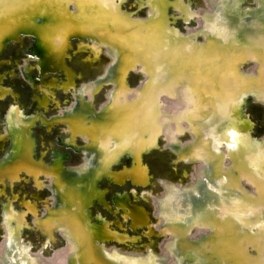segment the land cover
Returning <instances> with one entry per match:
<instances>
[{"label": "bare ground", "instance_id": "obj_1", "mask_svg": "<svg viewBox=\"0 0 264 264\" xmlns=\"http://www.w3.org/2000/svg\"><path fill=\"white\" fill-rule=\"evenodd\" d=\"M74 1V5H71L75 8L72 10L71 5L69 8V0H0V55L10 40L15 41L20 38V35L29 34L33 37L29 52L31 56L39 55L38 73L43 75L50 69L57 72L64 69L65 72L67 71L62 50L66 42L64 39H58L60 41L56 42L51 39L53 35L61 31H65L64 35L69 33L68 37L70 35L96 37L101 43L113 47L114 61L117 66L122 60L135 61L142 59L151 50H159L165 46H160L163 39L169 51L158 55L155 64H148L149 69L154 70V75H157L158 71L157 76H162V79L151 84H146L144 80L140 82L139 88L129 90L122 82L121 74L124 71L120 70L119 74H115L110 66L106 69L104 76L100 75L96 81L92 80L91 84L85 82L86 85L75 92L74 104L60 115H54L51 118L41 115L40 112L29 115L15 108L16 106L12 107L8 113L6 112L4 124L7 130L4 135H0V149L4 147L3 156L0 158V182L10 180L12 184L23 171L30 177L41 176V178L49 179L54 195L53 207L49 208L36 222L50 237L57 228H61V232L73 233L74 240L79 245L76 254L65 264H89L87 257L96 256L98 253L96 243L117 244V242L124 243L135 239L132 235L118 232L116 227L111 228L110 222L106 223L102 218H97V223L91 220L92 216L88 213L94 202L98 201L111 212L128 213L126 215L131 217L129 225L133 230L146 222L147 214L145 215L144 208L140 204L132 205L129 202V198H133L134 194L137 199L136 191L132 192L133 195L129 191L124 194L116 192L111 197L115 207H110L105 197L108 190L104 188V181L109 180L117 184L118 187H115L117 190L121 188L120 186H127L128 180L134 184L146 186L150 178L146 179L147 171L141 160L143 154L150 149V143L155 140L149 136L155 132H163L168 146L176 153L175 158L178 163L197 164L202 170L207 168L206 174L196 177L191 185L188 184L190 187L163 182L167 195L166 198L164 196L158 199L160 204L157 210H164V207L166 211L163 214L172 215L173 220L169 226L173 230L182 227L183 217L188 218L190 216H187L188 213H194L204 223L213 222L215 225L216 221L212 217V207L215 202L225 205L224 211L227 208L230 209L229 213L225 211L228 214L222 213L225 215L220 219L222 225L220 235L224 240H220L218 255L214 256L213 253L217 243L213 244L216 241H213V237L216 238V236L211 234L214 231L212 224V227L207 230H201L202 227H198L201 231L197 236L183 235L180 240L177 237L173 238L176 242L184 244L185 249L193 244L194 250L186 252L187 264H236L237 258L251 257L250 249L257 248L256 246L263 247L264 237L259 238L258 235L259 233L264 235V228H261L260 232L258 228L255 229L259 233L256 232L253 235L243 233L245 237L241 239L233 234L238 229L232 230L230 226L237 224L238 217H243L242 224L239 225L243 229L249 230L264 224V136L251 135V122L242 113V104L246 98L250 97L255 102L261 103L253 94V88H259L264 92V22L262 21L264 0H256V8H249L247 4L242 5L244 0H218V6L211 13L203 10L207 14L205 23L202 20L204 19L203 11V13L200 11L193 13L192 15H198L197 27L191 29L188 35L204 27L206 37L203 43L197 42L191 46L186 45L182 35L170 37L169 34H161L158 31L159 28L154 31L155 26L152 27V25L136 27V24H141L144 20L130 19L127 12L114 10L109 15L108 21L105 18L103 20L108 13L107 8L113 4L119 5L118 3L122 0ZM161 2L163 4L160 6L166 11L169 8H181L173 0H167L165 3L161 0ZM208 5L211 7L213 4L208 3L207 7ZM86 6L89 10L83 12ZM258 8L260 9L257 10ZM225 12L230 14L231 19L219 17ZM182 13L183 11L181 16L184 15ZM249 14L255 16V21H247L251 16ZM107 24L116 25L117 28L110 30ZM240 29L244 30V34H240ZM247 30L254 32L251 33L250 38L245 36L248 33ZM257 37L260 39L258 43H251ZM128 38L135 41L131 42ZM118 41L121 42L118 43ZM127 41L131 44L129 45ZM248 63L255 64L256 67L242 73L240 70L242 68L239 69L238 64ZM212 72L214 76L210 78ZM115 75L117 77H114ZM66 77V80L62 82L64 90L73 84L72 74L66 72ZM102 80L114 81L116 88L109 94L104 107H101L103 112L101 109L100 112H96L88 106L84 95L90 91L91 94L88 95L90 97L92 92H97L99 81ZM53 83L55 84V81ZM158 87H163V91L166 90L164 100L170 103L169 109H160L161 99ZM38 120L47 129H51L55 124H67V137H58L55 142L59 145L57 147L63 146V150L71 149L82 153L83 158L79 165L67 167L65 160L68 151L61 152L62 149L53 150L47 163L44 162V152L41 153V158L36 156V140L31 129ZM184 121H187V129H195L194 144L191 143L192 139L187 144L181 145L176 137L178 135L175 132H181V123ZM194 132L191 133L192 138H194ZM79 134L84 140L83 146L76 141ZM6 136L9 137V143L4 146ZM151 140L153 141L150 142ZM127 157L131 158L130 161L133 160L132 166L127 165L122 169L119 164L123 158L125 160ZM224 157L228 158L227 164H224ZM243 183L251 186L253 191L247 192ZM172 204H178L179 208H174ZM26 209L33 210L30 204ZM175 209L177 211H173ZM221 212L223 211L220 210ZM22 214L5 208L4 217L15 220L17 225L10 230L12 244L8 247L7 254L15 253L19 256L24 254L25 247L15 244L17 243L15 235L21 227ZM207 231L209 234L206 233ZM230 231H233L232 236L235 235L234 238H236L232 245L236 246L241 242L244 246L240 244L239 249H235V246L230 247L228 243ZM225 233L228 236H225ZM248 239L253 242L247 244ZM71 244L69 246L72 247ZM179 249L175 250L174 246V251L180 254ZM220 249H223L222 253H219ZM118 250L116 248L107 250V253H117L120 256L103 257L101 263L109 264L110 258H115L122 260L123 264H127V259L131 262L128 264H135L136 259L140 260L144 257L131 251L119 252ZM169 250L168 248V252ZM162 252L160 256L164 255V249ZM56 253L54 252L55 257ZM211 253H213L212 256ZM59 254L57 257L60 256ZM40 257L42 258V255ZM179 257L178 255L177 258ZM144 258L147 262V258ZM177 258H172L171 262H168V258L164 261L160 258L163 262L159 261L163 264H181V259ZM28 259L32 264H42L35 257H28ZM254 263L264 264V259L259 256L254 257Z\"/></svg>", "mask_w": 264, "mask_h": 264}, {"label": "rangeland", "instance_id": "obj_2", "mask_svg": "<svg viewBox=\"0 0 264 264\" xmlns=\"http://www.w3.org/2000/svg\"><path fill=\"white\" fill-rule=\"evenodd\" d=\"M165 1L167 2V0H164V3ZM173 1L174 3H177V5L181 7L180 8L181 10L169 8V10L166 11V9L160 6L163 4L161 0L159 1L158 0H154V1L153 0H122L121 3H118L119 5L113 4L107 8L108 13L105 14L103 20L106 19V21H108L109 15L114 10L127 12L129 13L128 18L130 19L133 18V20L134 19L144 20L143 23L136 24V27L152 25V27L155 26L154 31L157 28H159L158 31L161 34H167V35L169 34L170 37L171 36L176 37L177 35H182L184 36L182 37V39L184 38V40H186V45L188 46H191L197 42L203 43L206 37L205 36L206 31L204 27L200 29V31L194 32L193 34L195 35L193 34H190V36L188 35V32L191 29L193 30L194 28L197 27L198 15L196 14L192 15V14L195 12L198 13V11L202 12L203 10L209 11V13H211L212 10H214V8L218 6L217 3L219 1L218 0H214V1L213 0H173ZM74 3H75L74 0L72 1L69 0L68 3L69 8L70 5L71 4L74 5ZM208 3L211 5L213 4L211 6L213 8L209 7V5L207 7ZM245 4H247V7L249 8H256L255 7L256 0H244L242 2V5ZM72 5H71L72 8L70 9L74 10L75 7ZM259 9L260 8H258L257 10ZM88 10L89 7L86 6L83 12H88ZM181 11H183L182 14H184L182 16H181ZM249 15L251 16L250 19L247 21L248 22L255 21V16L253 14H249ZM206 16L207 14H205L204 12V19H202L203 16L201 17L204 23L206 20L205 19ZM219 17L231 19L230 14L226 12L219 15ZM262 21L264 22L263 17H262ZM156 25H158L159 27L158 26L156 27ZM107 26H108L107 28L110 30L117 28L116 25L107 24ZM64 32L65 31L58 32L57 34L53 35L52 36L53 38L51 39L52 41L55 42L64 39L66 42V45H64L62 48V50L64 51L63 62L67 70L66 72H69L73 76V84L68 86L66 90H64L62 86V82L65 81L67 78L65 69L61 70L60 72L50 69L47 72H45V74L39 75L38 73L39 64L37 61L39 55L33 54V56H31V53L29 52L31 39H33V37H31L29 34H25L24 36L20 35V38L15 41L10 40L8 44L5 46L2 54L0 55V135H4L5 131L7 130V126H5L4 124L6 123L5 118L7 116V113L12 107L16 106L15 108L21 111L23 110L22 112L29 115H33L36 112H40L41 115L50 118L54 115H60L63 111L66 110V108L71 107L74 104L75 102L74 94L76 91L81 90L82 87L88 83L91 84L92 80L96 81L100 75L104 76L106 73V69H108V67L110 66H112L111 67L113 69L112 71L115 72V74H119L121 72L120 70L124 71V73L121 74L122 75L121 78L124 80V81L122 80V82L123 85L129 88V90H134L139 88L140 84L144 80H146L145 81L146 84L147 83L151 84L154 82L157 83L162 79V76L159 77L157 76L158 71H157V75H154L153 73L154 70L152 68L149 69L148 64H155V62H157L158 55H161L169 51V48L166 45L167 43L163 39L160 42L161 43L160 46L162 45L165 46L159 48V50L158 49L151 50V52L148 53L146 56H144L142 59H137L135 61H132L130 59L122 60L117 66V64L115 65V61H114L113 47L111 46L109 47V45L105 43H101L96 37H90V36L83 37L81 35H70V37H68L69 33L68 35H64ZM239 32L240 34H244L243 29H240ZM247 32L248 33L245 34V36L247 38H250L252 31L247 30ZM130 40L131 42L135 41V40L132 41V39ZM258 40H260L258 37L254 38V40H252L253 42L251 41V43L256 44L258 43ZM120 42L121 41H118V43ZM131 42L130 43L128 42V44L130 45ZM259 47H261V45ZM106 50H108V52ZM129 61L130 63H128ZM255 67H256L255 64H250V63L246 65L238 64V68L239 69L242 68L240 69L242 73L251 71L253 70L251 68H255ZM212 73L210 75V78L214 76V73L213 74ZM114 77H117V75H115ZM53 81H55V84L53 83ZM115 86L116 85L114 81H107V80L99 81V90L97 92H92L93 96L90 95V97L92 98L88 96L89 94H91L89 93L90 92L89 91L88 94L86 93L84 95V99L88 104V106L90 108L92 107L91 108L92 110L94 109L96 112L98 111L100 112L101 109L102 110L101 112H103V108L101 107L102 106L104 107L107 100L109 99V94L116 88ZM162 88H159L160 91H158L159 98L162 101V102L160 101V105H161L160 109L163 108L166 110L169 109L170 103L164 100V94H166V90L163 91ZM253 94L257 97L258 100H260L261 103L255 102L250 97L246 98L242 104L243 105L242 113L243 116L249 119L251 122V135L254 137H262L264 136V101H263L264 92H262L261 89L255 87L253 88ZM181 124H182L181 125L182 128L180 130L182 134H180L181 132L180 133L175 132L176 135H178L176 137H178L180 144L181 145H184V143L187 144L192 139L193 140L191 141V143L194 144L196 141V136H195L196 132H194L195 129H191L192 130L191 133L194 132L193 135L194 138H192V134L190 133L191 130H189L190 128L189 129L186 128L187 121H184V123ZM65 126H67L66 123L55 124L52 126L51 129H47L46 126L40 122V120H38L35 123L31 131L36 140V156H39L38 158H41V153L44 152L45 153V155L43 156L44 162L46 161L45 163H47L48 159L50 158V153L53 152V150L62 149L61 152L68 151L67 153L68 156L65 160L66 166L75 167L81 163L83 158L82 153L73 151L71 149L63 150L64 147L63 146L57 147L59 145H57L55 142L58 137H64V136L67 137L66 132L68 126L67 127ZM183 129L185 131H183ZM152 135L155 137H153ZM149 138L155 140L154 141L151 140L150 142L153 141L152 143L149 142L151 147L147 152L143 154L141 160L142 164L145 166V169L147 171L146 179L148 177L150 178V182L146 186L137 185L134 184L131 180H128L127 186L125 187L120 186L121 188L117 190V188H115L118 187L117 184L111 181L109 182V180L104 181L105 183L104 188L108 190L105 197L107 204H109L110 207H115V205H113L112 203L111 197L116 192L124 194L126 191H129L133 195L132 192L136 191L137 199L135 196L136 194H134L133 198L131 197L129 198V202L132 205L136 203L140 204L144 208L146 212L145 215L147 214L145 220L146 222L143 223V226H137L136 229L133 230L129 225V222L131 221V217L129 215H126L128 213H124L122 211H118V213L111 212L109 208L102 205L98 201H96L97 203L94 202L90 207V213H88V215L92 216L91 220H94V222L97 223L98 222L97 218H102V220L105 221L106 223L110 222L109 226H111V228L116 227L118 232L122 234L127 233L128 235H132V237H135V239L129 240L130 242H124V243L117 242V244L113 242H110L108 244H103L101 242L96 243L95 245L98 249V253L96 256L87 257L89 264H102L101 258L103 257L106 258L109 256H115V257L120 256L117 255V253H113V254L107 253L108 251L113 250L114 248H116V250L119 249L120 250V251L118 250L119 252H127V251L134 252L138 255L146 257L147 258L146 260H148L146 262L144 257L140 260L136 259L135 261L136 263L134 262L135 264H146V263L163 264L162 262L164 261V259L168 258L167 259L168 262H171L172 258L175 259L178 257V255L180 257L177 259L178 260L181 259L180 260L181 264H187V260H185L187 259L186 252L194 250L193 244L191 247L185 249L184 244H180L179 242H176L173 238L177 237V239L180 240L183 237V235L184 236L190 235L192 237H194L195 235L197 236V234H199L198 232H200L203 229L207 230V228H211L212 225L214 224L213 222L212 223L210 222L209 224L204 223L200 221L201 218L196 217L194 213L193 214L188 213L187 216L190 215L188 217L189 219L186 216L183 217L182 227L180 226L173 230L172 227L169 226L173 220L172 215L170 216L168 214L164 215L163 213H165L164 211H166L164 207H163L164 210L161 209L157 210L160 204L158 199L164 196L166 198L167 195L166 192L164 191L163 182L190 187L189 185H191V182H193V180L196 177L198 176L201 177L204 174H206L207 168L202 170L199 169L198 167L199 165L197 164L183 165L178 163V160L175 158L176 153L168 146L167 144L168 142L166 140V137L163 136V132L152 133L149 136ZM76 141L80 146L85 145V143H83L84 140L82 139L80 134L78 135ZM8 143H9V137L6 136L4 146L7 145ZM5 151H7V149ZM3 152H4V147L0 149V155H1L0 158L3 156ZM130 157L132 158V156ZM124 158L122 159L121 164H119V167H122V169L127 165L131 167L132 166L131 163L133 160L130 161L131 158L128 157L124 160ZM223 159L225 162L224 164H227L228 158L224 157ZM203 163L205 162L203 161ZM224 166L225 165H223V167ZM199 172H201L202 175ZM49 181H50L49 179L43 177L41 178V176H38L36 178L30 177L25 171H23L21 172L20 177L16 179L15 182L12 184L10 183V180H5L3 182H0V257L2 256V258H0L1 259L0 264H32L29 261L28 257L29 258L35 257L37 260L42 262V264H56L57 262H58L57 264H65L69 262V260L76 254V249L79 244L76 240H74V235L72 232H61V228H57L52 232V235L50 237L42 230L40 226H38L36 222L37 220L41 219L42 216H44V213H46L49 208L53 207L52 203H54V195L51 188V182ZM243 187L249 193L253 191L252 187L249 186L248 184L243 183ZM164 199L162 201H164ZM29 204L33 208V210L26 209L27 205ZM178 204H174V205L172 204V205L174 206V208L178 209L179 206H182L181 204H179L178 206ZM224 206L222 204H218L215 202V205H213L212 207L213 215L212 214L211 215L213 219L216 221L215 225L218 224L217 226L213 225L214 234L211 232L212 235L216 236V238L213 237L214 238L213 241L216 240L213 242V244L217 243V245L215 244L216 245L215 249H217V251L215 249L213 250L214 252L212 251L214 253V256L216 254L218 255V250H219L218 248H220V243H221L220 240L222 239L224 240V238H222L220 235V231L222 228V225L220 224L221 223L220 219L223 215H225L222 213L228 214L230 212V209L227 207H225L227 208L225 211H228V213L225 212ZM5 208L10 209L11 211L13 210L14 212L23 213L21 227L19 228V231L15 235V242H17L15 244L19 245V247H23V246L25 247L24 254L22 256H19L18 254L15 255V253L7 254V249L12 244L9 235L10 230L14 229L17 225L15 220H8L4 217ZM176 209L173 211H177ZM220 210L223 212L220 213ZM237 219H238V221L236 222L237 224H235V226H230V228L232 227V230L238 229L237 232L233 233V231L232 232L230 231V234H228L230 237V241H232V242L230 241L228 242L230 247L233 246L232 243L234 244L236 239L234 238L235 235L232 236V233L236 234V237H241L242 239V237H245L246 234L253 235L256 234V232L259 233L260 230L264 228V224L261 225L259 224L255 226V228L253 227L252 229L249 230L243 229L241 226H239L240 224H242L243 217H238ZM198 227L199 228L202 227L201 230H199ZM257 228L259 232L258 230L255 231V229ZM208 232L209 231H207L206 233ZM176 234H178V236H176ZM259 234H260L258 235L259 238L264 237L263 234L261 233ZM224 235L228 236L226 235V233ZM169 239H171V241H169ZM247 241H248L247 244L253 242L250 239H248ZM70 244L73 245L72 250H71L72 247L69 246ZM240 244L241 242L238 243V245L236 246L234 245L236 247L235 249H239ZM174 246H175V250L177 248H180L179 251L181 255L176 251H174ZM242 246H244V244ZM252 246L254 245L252 244ZM256 247L257 248H254L255 250L250 249L249 256L251 257H249L248 259H246L245 257L237 258L236 264H249V262L250 264H253V258L258 256L264 259V253H263L264 243H263V247L260 246L259 247L256 246ZM168 248L170 249L169 250L170 252H168ZM162 249H164V255L162 254V256H160L161 253H163ZM64 251H67L68 254L64 253ZM54 252L55 253L57 252L56 257ZM61 252H63L62 254L66 258L62 254H59ZM222 252L223 249H220L219 253ZM213 253H211V256ZM58 254L60 256L57 257ZM176 254L178 255L176 256ZM40 255H42V258L40 257ZM61 257H63V259ZM42 259H44L45 261ZM46 259H49L50 261H47ZM52 259H54L55 262L54 260L52 261ZM155 259L157 261L160 260L162 262L160 261L157 262ZM126 263L128 264L131 262L129 261V259H127ZM109 264H123V262L120 259L116 260L115 258H110Z\"/></svg>", "mask_w": 264, "mask_h": 264}, {"label": "water", "instance_id": "obj_3", "mask_svg": "<svg viewBox=\"0 0 264 264\" xmlns=\"http://www.w3.org/2000/svg\"><path fill=\"white\" fill-rule=\"evenodd\" d=\"M233 259V257H231Z\"/></svg>", "mask_w": 264, "mask_h": 264}]
</instances>
